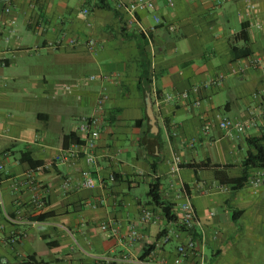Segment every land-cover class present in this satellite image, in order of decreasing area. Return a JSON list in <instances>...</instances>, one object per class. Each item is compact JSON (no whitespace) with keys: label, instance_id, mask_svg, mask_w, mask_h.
<instances>
[{"label":"crops","instance_id":"1","mask_svg":"<svg viewBox=\"0 0 264 264\" xmlns=\"http://www.w3.org/2000/svg\"><path fill=\"white\" fill-rule=\"evenodd\" d=\"M135 1L0 0V264H139L147 251L172 264L186 236L161 243L181 229L150 204L155 179L174 208L189 194L210 264H263L264 183L250 184L262 170L238 180L247 138L264 133V0H156L137 14L152 46L119 7ZM245 27L248 43L236 37ZM247 45L252 55L236 58ZM193 87L190 100L177 97ZM94 114L89 166L78 128ZM224 119L253 123L229 133ZM147 208L152 225L141 223Z\"/></svg>","mask_w":264,"mask_h":264},{"label":"built area","instance_id":"2","mask_svg":"<svg viewBox=\"0 0 264 264\" xmlns=\"http://www.w3.org/2000/svg\"><path fill=\"white\" fill-rule=\"evenodd\" d=\"M156 0H136L126 6L119 4L120 8H124L130 17L132 23L136 24L138 33L143 36L149 43L153 45L152 42V28L146 27L143 23L139 22L137 14L139 12L146 11L148 9H154V3ZM10 11V7L6 8V12ZM85 13H88L85 10ZM158 23L160 20L156 19ZM72 44H78L76 40L71 41ZM86 45L90 49L96 47L94 40H89ZM154 82V80H153ZM199 92L198 87H193L191 90L182 92L178 94L180 100H190L191 96ZM175 98V96L168 94L163 100H159V103L170 102ZM105 97L99 98L97 104L99 108H102ZM195 105H199V101L194 102ZM253 121L250 122H234L229 119H224L220 122L219 127L227 132L231 133L233 131L243 132L247 127L252 125ZM101 120L98 114H94L90 117L84 118L78 128V134L80 137L82 153L89 166H97L98 157L96 156V151L98 148V142L101 138ZM5 172V165L0 160V173ZM92 173L89 170L83 171L82 176L84 179L83 186L88 189L95 187V182L92 178ZM264 183V171H261L255 175L251 180L250 184L254 187H260ZM16 188L17 185H15ZM0 197H1V180H0ZM183 202L176 208L173 209V214L178 218L177 226L181 229L180 232H175V235L171 236L169 234H163L161 236V243L167 245L171 243L173 237L180 240L183 235L186 236L185 241L177 245L175 249V257L173 258L172 264H210L209 258L207 256L206 249V239L202 231V223L199 220L196 209L191 201L189 194L185 191L182 192ZM32 203L35 207L41 211L45 207V200L42 195L35 191L31 197ZM157 220V216L153 210L147 208L142 211L141 223L144 225H152ZM103 230H107V226L102 227ZM140 237L138 229L133 226L130 231L129 241L133 242ZM139 264H167L165 261H156L153 256L139 262Z\"/></svg>","mask_w":264,"mask_h":264},{"label":"trees","instance_id":"3","mask_svg":"<svg viewBox=\"0 0 264 264\" xmlns=\"http://www.w3.org/2000/svg\"><path fill=\"white\" fill-rule=\"evenodd\" d=\"M246 27L243 29V31L236 36L239 39H243L245 42L248 43V38L246 36ZM233 52L235 53L236 58L241 57H249L252 55V51L250 47L247 45L244 48H233ZM80 139V138H79ZM247 144L250 148L248 156L243 164L244 166V175L243 177L238 180L240 183L238 184L239 187L241 185H245L249 181V175L248 171L251 169H261L264 171V133L259 137H249L247 138ZM79 142V141H78ZM80 143V142H79ZM191 167H196L191 165ZM114 179L117 180L118 177L114 176ZM160 181L158 179H155L153 183L149 185V198H150V204L160 208L162 210V213L164 215V218L169 222L173 224H178V218L172 213L174 206L171 204L166 203L164 200H162L160 196ZM41 218V217H39ZM148 252L142 256L141 259H145L148 255ZM214 258H212V261H214Z\"/></svg>","mask_w":264,"mask_h":264},{"label":"water","instance_id":"4","mask_svg":"<svg viewBox=\"0 0 264 264\" xmlns=\"http://www.w3.org/2000/svg\"><path fill=\"white\" fill-rule=\"evenodd\" d=\"M147 116L149 117L153 127H156V119L153 113L151 100L147 101Z\"/></svg>","mask_w":264,"mask_h":264},{"label":"rangeland","instance_id":"5","mask_svg":"<svg viewBox=\"0 0 264 264\" xmlns=\"http://www.w3.org/2000/svg\"><path fill=\"white\" fill-rule=\"evenodd\" d=\"M209 254V253H208ZM228 261H233V262H235L236 264H240L241 263V260H240V258L238 259V258H234L233 257V259H229ZM256 259H255V261L253 262V263H256ZM261 263H263L264 264V259L263 260H261ZM224 264H230L229 262L228 263H226V262H224Z\"/></svg>","mask_w":264,"mask_h":264}]
</instances>
